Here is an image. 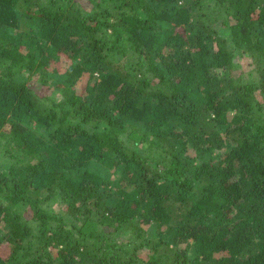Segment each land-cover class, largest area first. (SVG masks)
<instances>
[{
	"label": "trees",
	"instance_id": "obj_1",
	"mask_svg": "<svg viewBox=\"0 0 264 264\" xmlns=\"http://www.w3.org/2000/svg\"><path fill=\"white\" fill-rule=\"evenodd\" d=\"M0 264H264V0H0Z\"/></svg>",
	"mask_w": 264,
	"mask_h": 264
}]
</instances>
